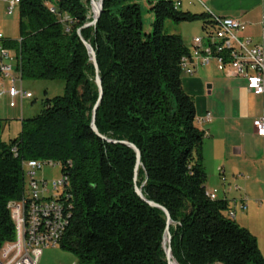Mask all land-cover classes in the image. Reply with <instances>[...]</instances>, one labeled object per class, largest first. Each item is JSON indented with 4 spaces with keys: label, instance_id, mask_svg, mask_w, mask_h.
Listing matches in <instances>:
<instances>
[{
    "label": "trees",
    "instance_id": "trees-1",
    "mask_svg": "<svg viewBox=\"0 0 264 264\" xmlns=\"http://www.w3.org/2000/svg\"><path fill=\"white\" fill-rule=\"evenodd\" d=\"M140 1L153 15L145 35ZM17 9L18 38L3 44L14 52L21 79L63 81L64 94L22 119L17 137L0 139V248L15 238L8 204L24 194L23 163L52 161L60 163L70 196L58 246L76 264H167L164 214L134 192L133 150L90 129L98 92L77 33L92 19L89 0H19ZM209 17L175 9L173 0H102L96 26L81 30L103 89L95 125L108 140L139 150L137 186L169 212L177 264H264L255 237L228 213V201L207 194L205 136L182 87L181 59L189 48L178 34L163 33L167 20L204 27Z\"/></svg>",
    "mask_w": 264,
    "mask_h": 264
},
{
    "label": "crops",
    "instance_id": "crops-1",
    "mask_svg": "<svg viewBox=\"0 0 264 264\" xmlns=\"http://www.w3.org/2000/svg\"><path fill=\"white\" fill-rule=\"evenodd\" d=\"M174 1H179L178 10L182 12L210 13L240 21L245 29L238 36L264 48V0ZM200 22L203 34L204 23ZM178 35L182 38L181 32ZM183 43L191 47V41L183 40ZM210 66L216 70L213 63L198 68L192 76L182 75V87L194 99L195 125L205 136L202 145L207 175L205 189L216 190V199L228 201L234 221L255 237L264 257V138L257 136L253 127V120L264 117V95H253L243 80L224 77L222 82L230 97L229 104L226 99L215 102L209 97L214 83H223ZM207 114L210 122L204 121ZM242 205L245 209H241Z\"/></svg>",
    "mask_w": 264,
    "mask_h": 264
},
{
    "label": "built area",
    "instance_id": "built-area-1",
    "mask_svg": "<svg viewBox=\"0 0 264 264\" xmlns=\"http://www.w3.org/2000/svg\"><path fill=\"white\" fill-rule=\"evenodd\" d=\"M18 3L19 0L7 1V14H12ZM173 5L178 9L180 3L174 1ZM208 15L202 36L191 40L189 55L181 59L182 74L192 76L198 68L214 62L216 70L224 77L243 80L249 92L263 96L264 48L249 38L238 36L245 29L240 21ZM262 31L264 34V21ZM4 40L0 33V99L6 97L10 108L19 106L22 110L23 102L33 95L23 89L17 58L4 46ZM204 121H211L209 114ZM253 127L256 135L264 138V117L253 120ZM43 166L60 169V163L52 161L23 163L24 194L20 200L8 204L15 238L0 248V264H39L42 250L58 246L68 224L70 196L63 189L67 177L60 175L52 181L38 179L37 172ZM207 194L216 199V190L207 191ZM241 209L245 206L242 205ZM228 213L234 214L231 210Z\"/></svg>",
    "mask_w": 264,
    "mask_h": 264
},
{
    "label": "rangeland",
    "instance_id": "rangeland-1",
    "mask_svg": "<svg viewBox=\"0 0 264 264\" xmlns=\"http://www.w3.org/2000/svg\"><path fill=\"white\" fill-rule=\"evenodd\" d=\"M7 1L9 0H0V33L4 37L14 40L18 38V9L16 7L12 14H7ZM140 6L142 34L152 33L153 15L145 2L140 1ZM178 32L182 33L184 41H191L194 37L202 36L201 22H182L178 24L169 20L165 22L163 27L164 34H178ZM213 63L214 62H212L211 65H213ZM210 70L214 72L218 80H220V83H223L222 80L225 79L224 76L218 71L213 70L212 66H210ZM5 82H7V80ZM218 82L216 81L214 83L212 93L209 97L215 102H221L226 99L229 104L230 97L226 95L224 83L221 85L218 84ZM22 87L25 91L31 92L33 95L31 99L23 102L22 110L19 106L10 108L8 106V98L3 97L0 99V139L6 143L18 136L22 119L31 118L40 113L42 102L45 99H51L64 94L63 81L22 80ZM205 89L206 88H204V92L207 95L208 91H205ZM60 175L59 167L50 168L48 166H43L42 169L37 172L38 179H46L48 181L56 180ZM213 181L214 179L210 180V184ZM39 264H76V260L71 253L56 246L54 248L42 250Z\"/></svg>",
    "mask_w": 264,
    "mask_h": 264
},
{
    "label": "water",
    "instance_id": "water-1",
    "mask_svg": "<svg viewBox=\"0 0 264 264\" xmlns=\"http://www.w3.org/2000/svg\"><path fill=\"white\" fill-rule=\"evenodd\" d=\"M89 5H90L91 13H92V16H91L92 19L90 22L84 24L77 31V33H78V36H79L82 44L84 45V47L87 50V53L89 55V61L93 65L94 73H95L94 82H95L97 92H98L97 101L95 102V104L93 105L92 110H91L90 129L97 137H99L100 139H102L104 141L112 142V143H120V144L127 146L133 150V152L135 154V166H134V170H133L134 192L141 201L145 202L150 207L159 209L163 212L164 218H165V229H164V235H163V241H162V248H163V251L165 254V259H166L167 264H177L176 260L173 258L172 250H171V235L169 233V227L172 224V220L170 218L169 212L164 207H162V206H160V205H158L152 201L146 200L142 194L141 187L137 186L138 169H139V167H141L139 150L133 144H130L126 141L116 142V141L108 140L107 138H105L104 136H102L98 132L97 127L95 125L96 112H97L99 104L102 100L103 89H102L101 78L99 76V70H98L95 52H94L93 48L91 47V45L82 38L81 30L84 28L96 26V23H97L100 15H101V12H102V0H89Z\"/></svg>",
    "mask_w": 264,
    "mask_h": 264
},
{
    "label": "bare ground",
    "instance_id": "bare-ground-1",
    "mask_svg": "<svg viewBox=\"0 0 264 264\" xmlns=\"http://www.w3.org/2000/svg\"><path fill=\"white\" fill-rule=\"evenodd\" d=\"M66 186V180L63 182V189H64V187ZM209 197H210V195H209ZM210 199H212L213 200V198L212 197H210Z\"/></svg>",
    "mask_w": 264,
    "mask_h": 264
}]
</instances>
